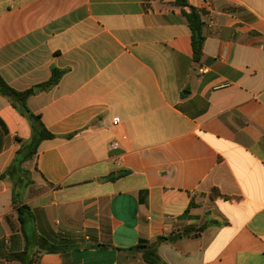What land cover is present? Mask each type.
Returning a JSON list of instances; mask_svg holds the SVG:
<instances>
[{"label": "crops", "instance_id": "1", "mask_svg": "<svg viewBox=\"0 0 264 264\" xmlns=\"http://www.w3.org/2000/svg\"><path fill=\"white\" fill-rule=\"evenodd\" d=\"M173 2L0 0V74L55 135L5 175L32 130L0 95V264H149L161 237L166 264H264V0H188L199 62Z\"/></svg>", "mask_w": 264, "mask_h": 264}, {"label": "trees", "instance_id": "2", "mask_svg": "<svg viewBox=\"0 0 264 264\" xmlns=\"http://www.w3.org/2000/svg\"><path fill=\"white\" fill-rule=\"evenodd\" d=\"M173 5L176 7H180L182 9L183 14L188 19L189 26L192 32V46L194 50V60L199 62L203 55V48L205 43L204 36V22L202 20V16L200 12L190 5L188 0H174ZM61 72L54 70L53 76L51 80L44 85V87L49 88L55 84H57L61 78ZM0 95L9 98L14 107L28 119L30 122L32 136L30 140L22 145L20 150L17 152L16 157L12 163V165L8 168L5 175L15 176L17 172H21V166L28 160L32 159L40 148V145L45 140H51L55 138V135L46 127L44 122L42 121L41 115L33 113L27 104L28 97L30 96L29 91L20 92L12 87H10L5 79L0 74ZM220 197L222 196L218 193ZM226 198V197H224ZM27 206H21L18 208L19 218L21 220L22 225L25 224V220L23 218L24 210ZM201 230H199L200 232ZM186 234L189 235V229H186ZM198 232V234H199ZM196 235V234H195ZM164 240V238H158L155 242L149 241H140V243L130 249V251L141 254V258L144 262L149 264H166L158 254V245ZM51 252H57L53 246L52 249H49ZM13 260L21 261L23 264H27L28 252L25 250L24 252L14 253L9 256ZM33 260V259H32Z\"/></svg>", "mask_w": 264, "mask_h": 264}, {"label": "built area", "instance_id": "3", "mask_svg": "<svg viewBox=\"0 0 264 264\" xmlns=\"http://www.w3.org/2000/svg\"><path fill=\"white\" fill-rule=\"evenodd\" d=\"M205 70H206V69H202V70H201V72H203V73H204V72H205ZM120 121H121V119H120V118H118V117L114 119V123H115V124H118V123H120ZM115 145H116V144H115Z\"/></svg>", "mask_w": 264, "mask_h": 264}, {"label": "water", "instance_id": "4", "mask_svg": "<svg viewBox=\"0 0 264 264\" xmlns=\"http://www.w3.org/2000/svg\"><path fill=\"white\" fill-rule=\"evenodd\" d=\"M174 240H176V237H171L170 238V241H174Z\"/></svg>", "mask_w": 264, "mask_h": 264}]
</instances>
